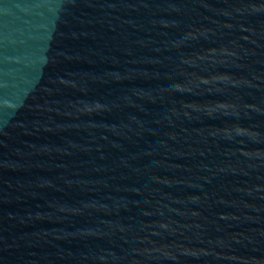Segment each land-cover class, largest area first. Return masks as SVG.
I'll use <instances>...</instances> for the list:
<instances>
[{
	"label": "water",
	"instance_id": "95a60500",
	"mask_svg": "<svg viewBox=\"0 0 264 264\" xmlns=\"http://www.w3.org/2000/svg\"><path fill=\"white\" fill-rule=\"evenodd\" d=\"M0 264H264V0H0Z\"/></svg>",
	"mask_w": 264,
	"mask_h": 264
}]
</instances>
